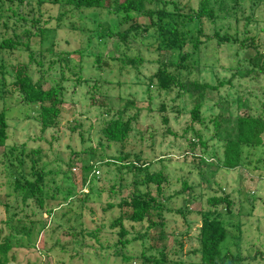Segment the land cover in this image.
I'll list each match as a JSON object with an SVG mask.
<instances>
[{
    "label": "rangeland",
    "instance_id": "1",
    "mask_svg": "<svg viewBox=\"0 0 264 264\" xmlns=\"http://www.w3.org/2000/svg\"><path fill=\"white\" fill-rule=\"evenodd\" d=\"M53 1L0 3V44L10 40L15 48L0 51V72L7 73L4 90L0 87V112L7 113L9 135L7 147H0V242L12 246L10 264H151L148 259H161L162 254L170 259L168 264H199L201 213L214 195L233 199L231 216L222 217L228 229L223 252L241 254L240 264H264V170L226 171L209 158L214 152L216 159L222 157L225 140L236 136L239 117L264 116V72L248 73L256 62L264 63V0H225L228 9L221 16L230 15L216 23L205 20L209 38L201 37L198 51L191 39L181 52L159 50L150 35L131 41L129 56L140 54L145 61L140 72L123 73L118 71L124 49L114 34L129 25H121L108 10ZM174 1L198 9L200 0ZM140 22L147 25L149 19L141 17ZM198 27L197 22L189 25L194 31ZM215 30L228 34L231 43L220 44ZM186 54L199 64L180 78L219 87L206 94L202 124L192 121L194 97L168 94L152 83L161 63L170 65ZM20 62L30 63L33 80H46V88L66 80L59 123L45 132L39 105H24L11 91L10 67ZM126 98L145 110L127 143L108 142L102 132L112 117L107 111L117 110ZM92 100L104 106H92ZM8 146L17 148L15 155L23 163L7 154ZM37 151V170H44L42 208L37 199L23 201L14 192L16 179L35 180ZM126 155L127 162L139 163L141 157L151 172L163 170L167 176L164 223L157 227L127 220L134 192L146 190L137 185L146 175L117 163ZM92 166L100 174L92 176ZM184 182L191 186L186 191ZM217 210L224 212V207ZM120 217L128 231L123 250L128 263L114 254L122 251V227L114 225Z\"/></svg>",
    "mask_w": 264,
    "mask_h": 264
},
{
    "label": "trees",
    "instance_id": "2",
    "mask_svg": "<svg viewBox=\"0 0 264 264\" xmlns=\"http://www.w3.org/2000/svg\"><path fill=\"white\" fill-rule=\"evenodd\" d=\"M218 1L200 0L198 9L182 6L174 0L171 2L166 0H54L53 2L55 4L64 3L76 9L108 10L117 16L121 25H129L125 31L114 34V37H118L124 49V52L120 56L123 67L118 71L119 73H123L126 70L130 72L132 70L141 71L140 64H143L145 61L144 57L140 54H136L135 58L130 57L128 51L131 50V41H142L141 38L145 35H150L152 39L157 41L159 50L181 52L187 40L191 39L195 51H198L204 43L201 37H208L204 30L205 20L216 23L230 15L228 11L224 16H221L228 9V5L224 3L225 0H220L219 3ZM233 1L237 4L239 0ZM5 2H23V0H0V3ZM141 17L149 19V24L143 25L140 22ZM194 22H197L199 25L196 31L189 28V25ZM24 33L26 34L28 32L24 31ZM214 33V38L220 44L231 43L232 38L228 34H221L217 30ZM254 41L255 39H251L252 46L255 45ZM12 43L10 40L3 41L0 44V51H13L15 48H13L14 45ZM245 44L247 43L242 41V45ZM32 60L35 62L34 59ZM29 64L28 62H20L10 67L12 80L9 85L11 86L12 93L20 97V103L24 105H39V121L42 131L45 132L56 127L59 123L58 120L62 112L61 107L65 103L64 95L66 86L63 81L66 80L62 78V81L46 88V80L36 82L33 80ZM195 64H199V60H194V56L189 54L182 55L178 62L170 65L161 63L152 79V83L156 84L160 91L167 92L168 94L177 91L178 97H182L184 94L194 97L196 100L195 106L191 111L192 121L195 124H202L206 121L201 116L202 104L206 94L208 91L218 90L219 87L209 83H201L198 80H191L188 77L180 78L182 72L191 74L193 72L192 67ZM128 66H131V70ZM170 68L175 69L178 74L173 73ZM2 69L3 66L0 70ZM255 71L258 72V75L264 72V63L262 61L256 62L253 69L248 71V73L252 74ZM2 72H0V87H3V91L7 84V73L1 74ZM233 77H236V74ZM94 89H98L96 85ZM100 92L102 93V90ZM91 94L92 92H90V99L93 98ZM103 97L106 96L104 95ZM91 105L95 107L104 106L103 104L96 105V102L93 100L91 101ZM134 109L136 110L135 114L130 115V111ZM144 110V108H137L135 100L130 98L122 99L117 110H114L112 107L108 109L107 115L109 114L112 117L108 120L107 125L102 128L105 139L111 143H120L122 145L127 143L134 131L135 124L138 123ZM149 111H151V106H149ZM7 120L8 116L6 111H1L0 147L4 148L7 147L9 138ZM197 137L200 144L205 146L206 143L203 142L202 135L199 133ZM7 149V154L16 157L15 160L17 162L23 163L15 155L17 148L8 146ZM34 153L37 155L36 160H33L32 166V173L35 175V180L31 182V180L26 179L22 182V180L16 179L14 192L23 201L37 199L39 206L42 208L45 206L43 199L44 170H37L36 161L38 159L40 160L41 156L39 151ZM211 155L213 156L209 158L215 162L217 160L218 165L226 171H234L242 167L251 168L254 171H263L264 116L247 115L239 117L237 119L236 136L235 138L225 140L222 157L216 159L215 157L218 155L215 152ZM255 158L256 160H254ZM127 159H130V155L119 158L117 163H120L121 166L128 167L126 169L132 170L133 168L137 170L140 175H146L143 181L137 182L138 186L145 187L146 190L143 192L136 190L134 192V197L130 204L131 212L127 220L136 224L147 222L149 226L157 227L164 223L163 214L166 210L164 209L163 203L165 196V187L163 184L167 176L164 175L163 170L151 172L148 168L149 163L143 161L141 157L138 158L139 163L127 162ZM202 159L205 158L202 157ZM11 165H14L13 160L10 161ZM88 170L91 171L92 176H97V171L100 174L97 166H92ZM183 186L184 191L191 187L188 186L187 182H184ZM232 205L233 199L229 195H214L207 198V210L201 213L202 222L198 235L199 249L197 253L200 257L199 264H240L244 261L241 254H234L232 252L224 253L222 250V245L228 238L227 224L222 217L223 215L231 216L230 211ZM220 207H224V212L217 210ZM47 213H49V210ZM123 221L124 219L120 217L118 222L114 224L116 225L118 223L122 227L120 232L121 240L119 241L122 251L117 250L118 253L115 252L114 254L121 256L124 262L128 263L131 259L123 253L124 248L129 243V241L124 240L128 231L122 225ZM11 249L12 246L10 243L0 242V264H10L9 257ZM162 255L163 258L161 259H154L153 261L148 259L147 262L151 264L170 263L168 256L165 254Z\"/></svg>",
    "mask_w": 264,
    "mask_h": 264
},
{
    "label": "built area",
    "instance_id": "3",
    "mask_svg": "<svg viewBox=\"0 0 264 264\" xmlns=\"http://www.w3.org/2000/svg\"><path fill=\"white\" fill-rule=\"evenodd\" d=\"M97 174H99V172H97Z\"/></svg>",
    "mask_w": 264,
    "mask_h": 264
}]
</instances>
